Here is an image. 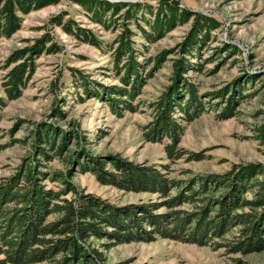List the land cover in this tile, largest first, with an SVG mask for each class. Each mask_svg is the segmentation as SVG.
<instances>
[{"label":"rangeland","instance_id":"rangeland-1","mask_svg":"<svg viewBox=\"0 0 264 264\" xmlns=\"http://www.w3.org/2000/svg\"><path fill=\"white\" fill-rule=\"evenodd\" d=\"M109 1L154 4L153 0ZM179 2L215 18L220 25L209 33L210 40L199 49V56L188 58L196 63V67L183 75L195 86L203 108L195 116L187 117L182 111L173 115L180 127L178 147L185 152L182 158L174 161L168 158L164 145L169 139L155 142L146 138L145 131L156 116L155 103L159 95L171 83L172 60L181 55L177 45L188 32L190 22L176 26L164 37L148 43L133 22L118 21L121 26L128 25L134 31L132 38L138 47L143 45L138 57L140 62L146 61L141 71L143 80L131 101L135 111L112 109L106 100L97 98L93 92H83L82 76L92 90H96L98 83L121 85V82L112 69L110 53L104 48L82 43L58 26L48 27L60 45V51L37 57L35 72L22 89L21 96L13 100L5 98L1 86L6 71L5 59L14 49L30 45L45 30L50 16L65 11L66 18L89 29L104 43L110 42L118 32L92 22L75 0H59L57 4L23 14L20 28L10 37L0 38V96L6 101L0 110V143L6 145L0 150V177L22 171L25 163L35 160V156L44 173L68 172L66 180L83 192L97 195L114 205L156 203L154 212L162 213L170 211L163 201L174 196L177 188H171L168 196L147 191L127 192L101 184L93 172L83 171L79 164L68 163L66 158L83 150L88 156L107 158L117 155L135 164H154L167 179L177 182L178 188L200 175L225 172L235 164L259 162L264 165V137L260 134L264 125V0ZM226 43L235 45L238 52L224 50ZM163 51L167 52L166 56L156 62L155 56ZM227 87L228 94L220 97L219 92ZM41 123L52 125L59 135L68 137L60 154H55L54 147L48 144L41 145L47 157L36 151L38 143L33 132ZM85 158L80 157V163ZM110 167V164L106 165V169ZM43 183L54 189L64 186L62 182L50 180ZM245 197L251 198L252 194L247 192ZM193 207L191 203L183 202L172 209L189 212ZM91 243L101 252L102 264H264V252L228 250L223 244L224 239L218 237L204 246L162 237L149 242L119 243L112 236H106L92 239Z\"/></svg>","mask_w":264,"mask_h":264},{"label":"trees","instance_id":"trees-1","mask_svg":"<svg viewBox=\"0 0 264 264\" xmlns=\"http://www.w3.org/2000/svg\"><path fill=\"white\" fill-rule=\"evenodd\" d=\"M153 1L154 4L148 1L75 0L92 22L106 30L118 31L108 43L73 19L66 18L65 11L50 16L45 30L30 45L14 49L5 59L6 71L1 81L5 98L13 100L21 96L22 89L35 72L37 57L60 51L61 47L48 27L58 26L82 43L104 48L110 53L112 69L121 82V85L98 83L96 90H92L82 76L83 92H93L97 98L106 100L112 109L135 111L131 101L143 80L141 71L146 61L138 60L143 45L138 47L132 38L134 31L128 25L121 26L118 21L133 22L148 43L164 37L176 26L190 22L188 32L177 45L181 55L172 60L171 83L159 95L155 103L156 116L145 131L149 140L162 142L164 138L169 139L164 145L168 158L173 161L182 158L185 152L178 147L180 127L173 115L182 111L187 117L195 116L203 108L195 86L183 75L196 67V63L188 58L199 56V49L210 40L209 33L220 25L215 18L184 7L179 0ZM58 2L0 0V38L10 37L20 28L23 14ZM223 47L234 54L238 52L235 45L226 43ZM166 53L161 52L154 60L160 62ZM228 91L227 87L219 92L220 97ZM5 102L0 96V110ZM260 131L264 137V125ZM33 135L38 143L35 149L43 157L48 155L41 148L42 144L53 146L55 154H60L68 138L46 123L38 124ZM58 139L59 143H56ZM5 147L0 143V150ZM77 152L66 161L76 162L83 171L93 172L101 184L127 192H157L161 196H168L171 188H177L174 196L163 201L170 211L155 213L156 203L114 205L69 183L66 180L68 172L44 173L34 156L35 160L25 163L22 171L0 177V264H102V254L92 246L91 240L106 236H112L119 243L149 242L162 237L200 246L209 245L214 237H218L224 239L223 244L228 250L264 252L262 163L235 164L225 172L200 175L178 188V183L167 179L157 165L135 164L117 155L102 158L88 156L83 150ZM80 157H86L84 162L80 163ZM107 164L111 165L110 169H106ZM44 180L62 182L64 186L54 189L45 185ZM247 192L252 194L251 198L245 197ZM69 193L72 195L67 196ZM183 202L191 203L193 210L172 209ZM228 234L230 237L225 238Z\"/></svg>","mask_w":264,"mask_h":264}]
</instances>
